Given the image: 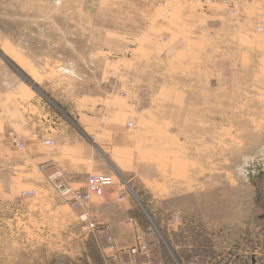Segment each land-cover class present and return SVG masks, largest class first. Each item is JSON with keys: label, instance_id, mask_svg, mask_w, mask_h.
I'll list each match as a JSON object with an SVG mask.
<instances>
[{"label": "rangeland", "instance_id": "obj_1", "mask_svg": "<svg viewBox=\"0 0 264 264\" xmlns=\"http://www.w3.org/2000/svg\"><path fill=\"white\" fill-rule=\"evenodd\" d=\"M0 264H264V0H0Z\"/></svg>", "mask_w": 264, "mask_h": 264}, {"label": "built area", "instance_id": "obj_2", "mask_svg": "<svg viewBox=\"0 0 264 264\" xmlns=\"http://www.w3.org/2000/svg\"><path fill=\"white\" fill-rule=\"evenodd\" d=\"M45 144H52V142H45ZM41 170L44 171L43 167H41ZM57 174H53L48 177L49 180L57 181ZM112 179L108 176H103L101 174H92L86 184L85 191H79V190H72L67 185L61 183L57 185V188L60 192V195L65 200H69L72 202V205L76 209H81L84 205V203L89 199L90 195L100 196L103 192V189L108 188L112 186ZM80 219L83 222L88 223V216L86 213L82 212ZM174 222L178 220V218L175 216L173 218ZM90 227H93V224L89 225ZM146 250V245L140 244L137 248L132 249L130 252L132 254H135L137 252H144Z\"/></svg>", "mask_w": 264, "mask_h": 264}, {"label": "bare ground", "instance_id": "obj_3", "mask_svg": "<svg viewBox=\"0 0 264 264\" xmlns=\"http://www.w3.org/2000/svg\"><path fill=\"white\" fill-rule=\"evenodd\" d=\"M45 142H51L50 140H45ZM44 142V143H45ZM45 145H49V144H45ZM92 175V174H91ZM91 175H89L87 178H86V181H85V184H87V180H88V178L91 176ZM112 177V176H111ZM112 181H113V177H112ZM58 182H60V183H62L61 181H59L58 180ZM68 187H70V186H68ZM112 186H110V187H108V188H111ZM71 188V187H70ZM72 190H79V191H85V189L86 188H83V189H74V188H71ZM105 189H107V188H105ZM105 189H103V191L105 190ZM103 193V192H102ZM102 195V194H101ZM101 195L100 196H95V195H90V197H89V199L84 203V205H83V207L81 208V209H76L73 205H72V202L71 201H69L68 200V202H69V205H70V207L74 210V211H76L77 213H78V215H77V218H78V220H80L81 222H83L81 219H80V216H81V213L82 212H84V208H85V206L90 202V199H91V197H95V198H99V197H101ZM84 223H87V222H84ZM90 227V226H89ZM142 245H144L143 243H141ZM130 253V252H129ZM139 252H137V253H135V254H138ZM131 254V253H130Z\"/></svg>", "mask_w": 264, "mask_h": 264}, {"label": "crops", "instance_id": "obj_4", "mask_svg": "<svg viewBox=\"0 0 264 264\" xmlns=\"http://www.w3.org/2000/svg\"><path fill=\"white\" fill-rule=\"evenodd\" d=\"M46 140H48V139H46ZM90 175H91V174H90ZM88 176H89V175H88ZM88 176H87V177H88ZM87 177H86V178H87ZM85 181H86V180H85ZM111 188H112V187H111ZM107 189H110V188H107ZM107 189H105V190H107ZM105 190L103 191V193H102L101 197H103V194H104ZM99 198H100V197H99ZM123 199H124V197H123V196H121V201H123Z\"/></svg>", "mask_w": 264, "mask_h": 264}]
</instances>
